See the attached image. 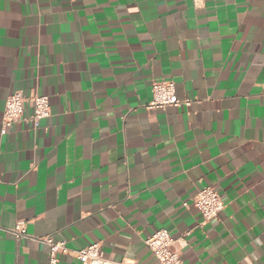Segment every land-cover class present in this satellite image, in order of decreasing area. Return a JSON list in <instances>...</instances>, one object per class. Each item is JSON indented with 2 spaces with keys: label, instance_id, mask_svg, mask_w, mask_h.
<instances>
[{
  "label": "crops",
  "instance_id": "obj_1",
  "mask_svg": "<svg viewBox=\"0 0 264 264\" xmlns=\"http://www.w3.org/2000/svg\"><path fill=\"white\" fill-rule=\"evenodd\" d=\"M158 78L189 104L148 107ZM14 91L48 97L37 128L1 132ZM204 185L225 203L208 220ZM19 220L0 264H47V235L58 264L93 243L157 264L162 228L182 264H264V0H0V226Z\"/></svg>",
  "mask_w": 264,
  "mask_h": 264
},
{
  "label": "built area",
  "instance_id": "obj_2",
  "mask_svg": "<svg viewBox=\"0 0 264 264\" xmlns=\"http://www.w3.org/2000/svg\"><path fill=\"white\" fill-rule=\"evenodd\" d=\"M197 0H195L196 2ZM152 98L148 103L151 108H163L177 106L181 103L189 104L188 98H179L176 94L175 84L170 79L158 78L151 84ZM29 108L30 114L24 115ZM50 114V104L46 95L38 92L25 94L22 91L12 92L5 100L2 114V129L5 132L19 120L31 122L34 128L39 126L41 119ZM193 205L197 208L204 220H208L218 214L224 208L225 203L216 188L210 185L200 187L192 198ZM10 235L15 239L29 237L26 223L17 221L12 227L0 226V237ZM48 246L47 264H58L61 255L68 252L66 242L55 239L52 235L35 238ZM157 259V264H182L181 252L185 243L183 237H173L166 229H159L144 239ZM79 264H123L108 258L101 250L99 243L74 250Z\"/></svg>",
  "mask_w": 264,
  "mask_h": 264
}]
</instances>
